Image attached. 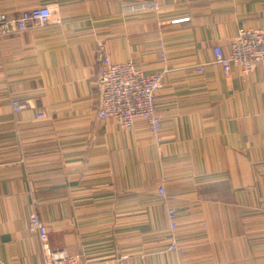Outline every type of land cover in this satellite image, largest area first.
Wrapping results in <instances>:
<instances>
[{
    "label": "crops",
    "instance_id": "1",
    "mask_svg": "<svg viewBox=\"0 0 264 264\" xmlns=\"http://www.w3.org/2000/svg\"><path fill=\"white\" fill-rule=\"evenodd\" d=\"M148 1L159 12L137 9ZM54 3L62 24L0 41V264H45L34 213L53 250L92 264H264V68L226 77L213 62L264 28V0H0V13ZM98 41L162 73L160 144L143 120L98 116Z\"/></svg>",
    "mask_w": 264,
    "mask_h": 264
},
{
    "label": "built area",
    "instance_id": "2",
    "mask_svg": "<svg viewBox=\"0 0 264 264\" xmlns=\"http://www.w3.org/2000/svg\"><path fill=\"white\" fill-rule=\"evenodd\" d=\"M161 5L156 1L140 4L137 9L159 12ZM189 18L181 19L186 21ZM180 20H173L176 23ZM64 22L58 4H47L23 10L16 15L0 13V41L5 36L28 29L41 28L50 23L60 25ZM165 22H162L163 25ZM98 55V116L102 119L113 118L122 128L132 129L136 121L143 120L147 124L148 134L157 144L163 141V118L156 111L158 93L162 88V73L146 74L133 61L113 62L107 54L106 44L97 43ZM162 56L165 54L162 52ZM213 62L219 65L226 77L236 68L246 76L257 66L264 68V28H243L231 40L230 53L225 54L220 46L214 48ZM198 69L197 72H201ZM16 113L25 109L29 101L12 99ZM46 118L44 112L37 114V119ZM159 193L165 194L164 185L159 186ZM168 217L172 230L178 228L175 208L168 209ZM29 227L39 234L43 247L45 264H92L82 254H69L66 251H55L49 244V232L45 222L38 213L30 217ZM171 250L184 252V246L172 240Z\"/></svg>",
    "mask_w": 264,
    "mask_h": 264
}]
</instances>
